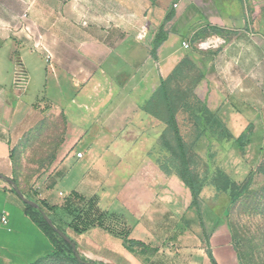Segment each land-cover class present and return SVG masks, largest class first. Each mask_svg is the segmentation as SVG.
<instances>
[{
	"label": "crops",
	"instance_id": "0c3cea01",
	"mask_svg": "<svg viewBox=\"0 0 264 264\" xmlns=\"http://www.w3.org/2000/svg\"><path fill=\"white\" fill-rule=\"evenodd\" d=\"M249 3L247 12L241 0H0V176L17 178L15 153L50 155L39 189L18 188L85 261L239 264L214 191L193 205L181 180L157 166L155 139L165 127L142 107L159 73L194 55L182 42L223 41L221 50L194 55L203 86L221 120L247 123L235 137H264V0ZM161 26L165 41L153 52ZM17 67L24 92L12 85ZM7 185L0 180V264L46 260L51 241ZM72 195L102 213L82 233L62 208Z\"/></svg>",
	"mask_w": 264,
	"mask_h": 264
},
{
	"label": "trees",
	"instance_id": "16d2710c",
	"mask_svg": "<svg viewBox=\"0 0 264 264\" xmlns=\"http://www.w3.org/2000/svg\"><path fill=\"white\" fill-rule=\"evenodd\" d=\"M168 20L169 16L165 18V22ZM162 28L163 26L159 28L158 34L153 41V52L165 41ZM197 54L194 53L195 56ZM194 55L187 52L171 73L160 80L159 87L150 99L145 102L142 111L151 115L165 126L164 130L155 139V144L157 151L168 154L169 159L167 164H160L156 160L159 169L165 175L174 174L181 180L191 194L193 205H197V200L204 190H213L215 197H217L216 203L221 207L220 220H224L228 217L230 207L246 191L248 183L239 188L237 182L230 175L212 168L209 163L202 165L203 173H197L195 170L200 161V156L194 147L200 144L202 139H205L208 143H216L222 150H235L242 157L250 137L246 133H242L238 137L233 136L215 114L203 108L198 114L192 116L195 134L192 144L188 145L185 143L176 115L189 109L190 103L187 91L196 87L205 78V74L198 67V60ZM184 82L188 86H183L182 83ZM7 187L10 191H13L10 185H7ZM24 206L26 212L45 232L53 245V251L47 259L64 257V250H66L67 253L71 254L72 259L76 261L70 245L48 227L39 211L26 205ZM62 208L72 218L69 228L77 233L84 232L87 228L93 226L96 221L99 223L102 217V213L94 206L92 201H86L77 195L69 197ZM93 215H96L97 219H93ZM56 228L63 233L62 229ZM211 261L214 264V261Z\"/></svg>",
	"mask_w": 264,
	"mask_h": 264
},
{
	"label": "rangeland",
	"instance_id": "374dc122",
	"mask_svg": "<svg viewBox=\"0 0 264 264\" xmlns=\"http://www.w3.org/2000/svg\"><path fill=\"white\" fill-rule=\"evenodd\" d=\"M249 2L250 0H241L243 9L245 8L247 12L250 11ZM239 11V7L233 10L236 14ZM248 16L249 20L254 22L257 20L258 14L255 12L248 14ZM245 28L247 26L244 27V32L247 31ZM235 32V34H240L241 31L238 29ZM208 42L210 44L209 48H199L200 45ZM214 42L215 40L209 39L194 41L190 49L186 51L205 55L210 54L212 51L221 50L226 46L223 41L218 46H215ZM205 61L207 62L208 60L205 59ZM165 77L161 78L159 73L157 88L160 85V80ZM203 80L196 87L187 91L190 103L189 109L176 115L181 135L188 145L192 144L195 137L192 117L194 114H198L204 108L220 119L219 114H217L218 108H215L212 103L213 91L203 86ZM182 85L188 86L186 82L182 83ZM226 117L229 118L230 116L227 115ZM227 120H221V122L233 136H236L240 131L239 129H244L247 125L245 121L229 123ZM158 123L160 128L165 127L161 122L158 121ZM194 148L200 156V161L195 170L197 173H203L202 165L209 163L212 168L230 175L237 182L239 188L248 183L242 197L230 207L226 220L238 255L239 264H264V137H250L242 157L235 150H222L216 143H208L205 139H202L200 144ZM155 156L160 164L168 163V154L157 151ZM13 158L15 159V172L17 175L14 181L17 186L18 181L29 182L32 185L33 183L36 184L40 178L52 172L53 164L48 154H38L31 150V153L27 154L15 153ZM64 251V257H51L38 264H78L72 259L71 254L67 253L66 250Z\"/></svg>",
	"mask_w": 264,
	"mask_h": 264
},
{
	"label": "water",
	"instance_id": "95a60500",
	"mask_svg": "<svg viewBox=\"0 0 264 264\" xmlns=\"http://www.w3.org/2000/svg\"><path fill=\"white\" fill-rule=\"evenodd\" d=\"M0 180L4 181L5 183H7L8 185H10L12 187L14 193L17 195V197L20 199V201L24 205H26V206L34 209V210L39 211V213L41 214L43 220L48 225V227H50V229H52V231L55 234H57L61 239H63L68 245H70V247L74 253V257L78 263H80V264H92V263H89L85 260H82L81 256L76 251L75 245L70 241V239L53 225V223L49 219V217L40 209V207L35 202L24 197V195L22 194V192L20 191V189L18 188V186L16 185V183L13 180L7 179V178L2 177V176H0Z\"/></svg>",
	"mask_w": 264,
	"mask_h": 264
},
{
	"label": "built area",
	"instance_id": "2783aa9c",
	"mask_svg": "<svg viewBox=\"0 0 264 264\" xmlns=\"http://www.w3.org/2000/svg\"><path fill=\"white\" fill-rule=\"evenodd\" d=\"M174 7H176V5H174ZM23 17H25V15H23ZM145 37V31H141V33L139 34V39H144ZM203 45V44H202ZM181 47L184 50H188L190 49V44L188 42H182ZM214 47V45H213ZM200 49H202L201 45L199 46ZM13 88L19 92H24L26 90L27 87V80H26V76L24 75L22 69L20 67L15 68L14 72H13ZM77 158H81L82 154L81 153H77L76 155ZM39 189V185H37V183L34 185V190H38ZM7 214L3 213L2 218H1V222L3 225L7 224Z\"/></svg>",
	"mask_w": 264,
	"mask_h": 264
},
{
	"label": "bare ground",
	"instance_id": "6f19581e",
	"mask_svg": "<svg viewBox=\"0 0 264 264\" xmlns=\"http://www.w3.org/2000/svg\"><path fill=\"white\" fill-rule=\"evenodd\" d=\"M215 46H218V44H220L218 41L217 42H214L213 43ZM209 42L208 43H205V44H203V45H201V47L203 48V49H205V48H209Z\"/></svg>",
	"mask_w": 264,
	"mask_h": 264
}]
</instances>
